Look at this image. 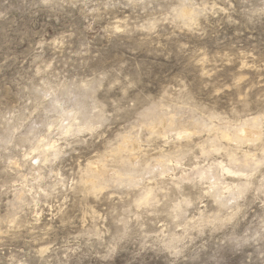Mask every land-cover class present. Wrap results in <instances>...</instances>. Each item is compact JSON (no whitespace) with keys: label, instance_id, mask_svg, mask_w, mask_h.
<instances>
[{"label":"rangeland","instance_id":"obj_1","mask_svg":"<svg viewBox=\"0 0 264 264\" xmlns=\"http://www.w3.org/2000/svg\"><path fill=\"white\" fill-rule=\"evenodd\" d=\"M124 93L133 107L122 123L95 141L81 133L86 154L64 148L58 129L104 124L105 100ZM262 156L264 0H0L2 257L90 264L85 245L112 231L113 207L117 216L130 205L161 213L166 195L183 193L169 204L173 218L148 217L145 239L111 258L169 264V233L181 236L188 222L202 227L198 217L241 203L246 223L259 218L257 181L245 177L264 173ZM114 181L123 187L103 204L87 194ZM258 252L223 255L225 264H248Z\"/></svg>","mask_w":264,"mask_h":264},{"label":"clouds","instance_id":"obj_2","mask_svg":"<svg viewBox=\"0 0 264 264\" xmlns=\"http://www.w3.org/2000/svg\"><path fill=\"white\" fill-rule=\"evenodd\" d=\"M126 93L122 94L117 99L108 98L105 103L108 106V111L110 112V120L105 121L104 124H96L95 127H85L83 129L79 128L77 125H73L74 130L70 133L67 130L61 131L60 135H57L58 140H63L64 148L77 150L81 154H86L88 150V136L85 135L81 139V133H91L92 141H95L98 137H103L108 131L107 125L111 124L113 126L122 123L125 117L126 110H131L132 104L125 99ZM56 135V133H53ZM67 137V138H65ZM64 148L59 149V153H64ZM264 159V156H262ZM48 161L50 163H55V157H49ZM257 181V186H255L257 201L261 202V207L264 209V173L257 174L249 172V175L245 177V182L249 185L253 181ZM195 183V181H193ZM59 187V183L51 186L50 191H45L42 194L44 196H49L56 192V188ZM123 185L119 181L110 182L104 184L101 187L96 188L87 194L95 196L97 201L103 204L108 196L112 195ZM168 187H171L169 185ZM206 187V186H205ZM6 193L0 190V200L3 199ZM17 199L21 195H32L31 192L21 193L17 191L15 193ZM40 194V193H38ZM107 194V195H106ZM122 198L123 193H118ZM184 194H170L165 196L163 200L160 201L164 204L167 211H162L161 213H155L154 211H149L147 209L141 210L137 209L135 212L131 211L132 207L135 205H130L124 209V216H117L115 207L112 208L109 215L111 220L112 231L104 229L95 240L87 241L85 247L89 249V253L92 256L90 264H111V258L117 249L123 245L125 242L132 239H145L144 236V224L148 222V217L152 215H164L169 218L172 217V209L169 208V204L173 200L182 198ZM206 195L212 196L209 192ZM237 196V200L242 198ZM127 199L132 200L133 194H127ZM167 201V203L165 202ZM194 203L199 204V198H196ZM119 203V201H117ZM247 216V206L243 203L239 204L235 210H229L227 213H216L211 216H201L197 220L202 225V227H189L191 222H188L184 226V231L181 236H176L175 231L170 232V237H175L173 243L174 246L170 248L171 256L174 259L169 261V264H225L224 253L228 250H240L245 246H259V252L257 258L253 260L249 257L248 264H264V210L259 214V218L253 217L252 221L245 222ZM187 213L180 219H186ZM124 225L125 230L121 231V225ZM169 227L175 228V220L173 224ZM189 233H195V235H190ZM7 232H0V236H6ZM156 236L162 237L163 233H156ZM79 246L72 251H78ZM194 252L200 254L199 257L193 256ZM0 264H24L23 261H16L13 258H4L0 255Z\"/></svg>","mask_w":264,"mask_h":264},{"label":"bare ground","instance_id":"obj_3","mask_svg":"<svg viewBox=\"0 0 264 264\" xmlns=\"http://www.w3.org/2000/svg\"><path fill=\"white\" fill-rule=\"evenodd\" d=\"M242 134H245L244 132H242ZM126 142V141H125ZM129 145V144H128Z\"/></svg>","mask_w":264,"mask_h":264}]
</instances>
